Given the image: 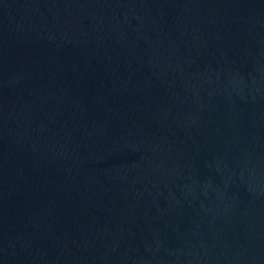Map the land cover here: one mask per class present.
<instances>
[{
    "label": "water",
    "instance_id": "water-1",
    "mask_svg": "<svg viewBox=\"0 0 264 264\" xmlns=\"http://www.w3.org/2000/svg\"><path fill=\"white\" fill-rule=\"evenodd\" d=\"M0 264H264V0H0Z\"/></svg>",
    "mask_w": 264,
    "mask_h": 264
}]
</instances>
